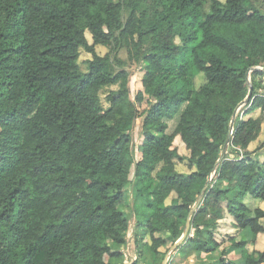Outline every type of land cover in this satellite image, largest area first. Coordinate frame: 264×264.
Listing matches in <instances>:
<instances>
[{"label": "trees", "instance_id": "1", "mask_svg": "<svg viewBox=\"0 0 264 264\" xmlns=\"http://www.w3.org/2000/svg\"><path fill=\"white\" fill-rule=\"evenodd\" d=\"M121 51L142 66L134 99ZM253 67H264V0H0V264H124L129 220L118 206L132 166V264H161L213 172ZM250 79L227 154L171 264H264V250L247 251L264 233V210L251 207L264 203V162L249 150L264 122V71ZM110 86L104 108L99 92ZM176 137L188 157L173 148ZM227 220L250 241L222 235Z\"/></svg>", "mask_w": 264, "mask_h": 264}, {"label": "rangeland", "instance_id": "2", "mask_svg": "<svg viewBox=\"0 0 264 264\" xmlns=\"http://www.w3.org/2000/svg\"><path fill=\"white\" fill-rule=\"evenodd\" d=\"M221 2H224V0H219ZM205 11H208V6L205 5L204 6ZM86 38L88 40L89 43H91V37L88 33H86ZM176 43L179 44L178 39H176ZM101 52V54L105 53L104 49L99 50V53ZM119 57L120 59H122L124 62H126V66L125 69L131 74L130 76V82H129V88H130V96L131 99H134L135 94L141 89V78L143 75V70H142V66L139 65V63H135V62H131L128 60L127 55L124 51H121L119 53ZM90 59V56L85 53L83 50H80L79 53V59H78V65L80 67V70L82 72H86L87 71V67H86V61ZM249 80L251 83V79H250V75H249ZM196 82L198 83L197 86L199 84H201L203 82V78L199 77V79H196ZM117 87L116 86H110L107 88L102 89L99 92V96H100V100H101V104L104 108H106L108 106L107 104V100L106 97L110 92H114L116 91ZM243 112H244V106L243 105H239L237 107V112H236V116L239 115V117L241 118L243 116ZM253 117H257L259 115V112H256L254 114H251ZM176 122L177 120H172V121H168V130L167 133H172L176 127ZM140 129H141V122L140 120H137L135 123V126L131 132L132 138H133V149H132V155L133 158L136 160L137 159V147L138 145H140L143 141V138L140 134ZM264 141V122L262 125V132L258 138V140L254 143L251 144L249 150L250 151H255V153L252 154V158L254 160H257L259 162H264V146L261 149H257L258 146ZM173 148L176 150V152L178 153L179 156L181 157H188V151L186 150L184 144L182 143V141L180 140L179 137H176L174 139L173 142ZM176 170L179 173L182 174H187L188 173V169L186 168V166L184 164H177L176 166ZM134 166H132L130 174H129V181L130 184L128 186H126L125 190H124V200L122 202V204H120L118 206L119 210H121L122 212L125 213V215L127 216L128 220H129V231L127 233V246L125 248L122 249L123 253L125 254L124 256V264H132L133 261L135 260L136 254H137V248H135L134 245V234H135V229H136V224L138 222V220H140L134 212L133 209V204L136 203V190L139 188V185L135 184L133 185V178H134ZM167 202H169V200H167ZM248 205H249V199H247L245 201ZM251 207L252 208H260L262 210H264V203L261 201H256V200H252L251 202ZM261 225L264 227V219L260 220ZM219 232L224 235H235L236 240L242 239L245 241H250V238L246 233H235V231L230 229L229 226V222L224 221L221 223L220 227H219ZM230 232H232V234H230ZM234 232V233H233ZM248 233V232H247ZM165 237V234L162 235ZM146 241V240H145ZM169 244V243H168ZM170 247V245H168ZM168 247V249H169ZM168 249H163V252H167ZM255 249L257 251H262L264 250V233L261 234L258 237V240L255 244H248L247 245V251L249 252H254ZM255 251V252H257ZM174 254V253H172ZM233 254V253H232ZM172 255L170 256L168 263L167 264H171V259ZM213 258L216 260L217 259V255L214 254ZM144 261L146 264H152V262L149 260L148 256H144ZM235 264H242L240 259H236L234 260ZM204 262H201V260H196L193 256H191L189 259L179 263V264H203Z\"/></svg>", "mask_w": 264, "mask_h": 264}, {"label": "water", "instance_id": "3", "mask_svg": "<svg viewBox=\"0 0 264 264\" xmlns=\"http://www.w3.org/2000/svg\"><path fill=\"white\" fill-rule=\"evenodd\" d=\"M253 71H264V67H253V68H250L246 72V76L245 77H246V82H247V86H248V93H247L246 98L239 105H243L244 106L250 100V97H251V94H252V88H251V83H250V80H249V75ZM236 112H237V108H236V110L233 113L232 119H231L230 124H229V131H228L227 138L225 140L222 152H221L219 158L217 159V161L214 164L213 172L210 175V177L208 178L207 182L205 183V185H204L202 191L200 192L197 200L195 201V203L191 207L190 211L188 212V215H187V218H186L185 227H184V231H183L181 237L173 245H171L169 247V249L166 252L161 264H167L168 263V260H169L170 256L173 255L172 253H175L177 248L185 241V239H186V237L188 235V232L190 230V223H191V220H192V216H193L194 212L197 210V208L199 207V205L201 204L202 199H203V197L205 195V192L209 188V184H210V182H211V180H212V178H213L218 166L220 165V163L224 159L225 155L227 154V149H228V146L230 144L231 135H232V132H233V125H234V119H235V116H236Z\"/></svg>", "mask_w": 264, "mask_h": 264}, {"label": "crops", "instance_id": "4", "mask_svg": "<svg viewBox=\"0 0 264 264\" xmlns=\"http://www.w3.org/2000/svg\"><path fill=\"white\" fill-rule=\"evenodd\" d=\"M229 226H230V229H231V230L235 231V229H234L231 225H229ZM247 232H248V231H244V233H246L249 237H251V236H250V233H249V232L247 233ZM233 233H234V232H233ZM230 234H232V232H230ZM255 251H257V250L255 249ZM262 251H263V250H262ZM257 252H261V251H257Z\"/></svg>", "mask_w": 264, "mask_h": 264}]
</instances>
